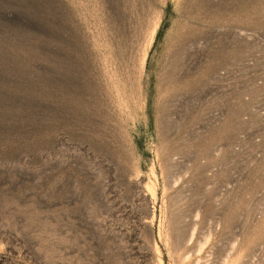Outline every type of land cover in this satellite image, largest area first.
I'll return each instance as SVG.
<instances>
[{"label": "rangeland", "instance_id": "rangeland-1", "mask_svg": "<svg viewBox=\"0 0 264 264\" xmlns=\"http://www.w3.org/2000/svg\"><path fill=\"white\" fill-rule=\"evenodd\" d=\"M0 264H264V0H0Z\"/></svg>", "mask_w": 264, "mask_h": 264}]
</instances>
